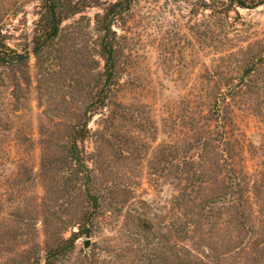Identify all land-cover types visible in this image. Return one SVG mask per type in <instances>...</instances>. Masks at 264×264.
<instances>
[{
    "label": "rangeland",
    "instance_id": "374dc122",
    "mask_svg": "<svg viewBox=\"0 0 264 264\" xmlns=\"http://www.w3.org/2000/svg\"><path fill=\"white\" fill-rule=\"evenodd\" d=\"M42 1L0 0V43L30 54L29 63L24 67L0 68V195L3 200L0 207V264H24L33 260L45 264L50 250L45 246L44 216L55 214V222H64L67 228L61 235L64 239L87 228L81 223L89 210L84 199L66 189L60 180L71 172V166L59 168L55 193H45L40 177L42 148L50 146L46 152H58L56 144L65 140L71 127L84 120L89 121L90 134L80 147L88 165L99 168L106 161L101 169L106 175L98 178V183L105 180L103 188L113 190L132 186L130 207L142 210L151 223L156 224L155 228L169 236L167 248L163 244L150 248L151 253L157 255L156 264H180L178 253L182 247L206 254L202 242L205 239L216 242L224 231L221 236L215 231L210 238L209 230L192 228L188 235L191 239L180 240L178 221L183 211L174 201L178 194L175 176L184 169L185 158L197 160L201 154L196 140L201 137L211 142L215 137L206 130H222V124L214 121L208 100L198 99L200 92L216 89V84L200 79L212 75L213 62L222 55L241 50V54L231 59L234 63L252 51L258 53L264 48V5L253 10H232L228 21L211 25L210 11L200 9L202 0H136L114 25L121 60L120 85L115 99L128 107L125 119L118 120L116 131L124 140L133 137L132 134L144 135L147 143L142 149V157L133 155L132 144L121 141L116 148H104V155L97 158L99 136L95 132L101 130L103 122L99 115H83L98 108L101 88L98 74L103 70L104 62L92 39L83 43L74 41L67 31L81 16H86L80 31L86 33L89 28L95 39L94 15L101 10L89 8L84 14L64 22V34L58 44L37 57L32 52V39ZM109 2L114 0H101V4ZM263 82L260 80L257 87L260 115L254 117L250 110H237L236 121L239 139L245 147L243 162L246 168H240V174L247 177L249 173V181L256 179L255 193L262 198L264 206ZM143 129L146 131L140 132ZM160 147L177 158L174 167L160 162ZM122 151L130 159L123 158ZM222 165L219 171L228 172L225 164ZM27 166L31 168L26 170ZM165 167L168 168L166 171ZM209 191L199 196L200 199ZM196 192L194 195L198 196L200 193ZM106 195L111 198L113 193L107 191ZM19 204H22L21 211L17 208ZM245 207L250 211L248 204ZM207 211L205 209L206 215ZM108 216L109 213L103 218L98 236L83 235L76 241L74 249L63 243L62 250L50 252L55 253L54 264H141L138 242L126 234L132 225L125 226L124 217L119 216L113 218L117 225H109ZM249 226L242 232L246 245L240 250L229 252L227 249L229 254L226 256L218 257L215 251H208L206 255L216 257L221 264H264L262 247L256 248V244L264 243V227L251 221ZM87 239L91 240L88 250L84 247ZM36 243L39 246H34Z\"/></svg>",
    "mask_w": 264,
    "mask_h": 264
},
{
    "label": "trees",
    "instance_id": "16d2710c",
    "mask_svg": "<svg viewBox=\"0 0 264 264\" xmlns=\"http://www.w3.org/2000/svg\"><path fill=\"white\" fill-rule=\"evenodd\" d=\"M135 1L114 0V2L101 4V0H43L34 30L32 52L35 56L40 57L48 48L58 44L64 34L62 27L64 22L84 14L89 8L99 7L101 10L94 15L95 39L89 28L86 33L80 31V24L86 16H81L79 20L68 27L67 31L74 41L83 43L92 39L104 62L103 70L98 74L101 83L97 98L99 101L98 108L83 115V117H87L89 113L93 116L99 115L103 122L101 130L95 132V135L99 136V148L97 150L99 156L97 158L104 155V148H116L121 141L132 144L134 146L133 155L137 154V158L142 157V149L147 143L144 135L135 136L132 134L133 137L124 140L122 135L116 131L117 122L119 119H125V112L128 107L115 99L117 97L116 89L120 85L118 77L121 60L117 50L119 37L114 30V25L125 12L131 9ZM201 3L200 9L210 11L211 16L208 17L211 20V25H213L217 21H228L232 10L257 9L264 5V0H202ZM241 53L242 51L238 49L228 55L220 56L213 62L212 75L210 77L203 76L200 79L202 82H214L216 84V89L200 92L198 99L208 100V105L212 107L214 121H219V124H222V130H206L207 134L210 133L211 136L215 135V137L211 142H206L201 137L196 140L197 147H201V154L197 160L185 158L182 162L184 169L177 172V176H175L178 194L174 196V201L183 211L178 221V231L182 234L180 240H190L188 235H190L192 228L196 231L209 230L210 238L213 232L218 231L215 234L221 236L222 231H224L222 238L216 239V242H213L214 239L212 242H208L207 239L204 242L201 241L206 254L208 251L213 253L215 251L218 257L228 255L227 249H230L229 252L238 251L246 245L242 232L250 228V221L255 222L259 227H264V206L262 205V198H259L255 193V187L258 186L256 179L249 181V173L248 176L246 175L247 177L245 174L243 176L240 174L242 171L240 168H246L245 162H243L245 161V147L241 138L239 139L240 129L236 121L237 110H250L254 117L260 115L259 104L256 100L259 98L258 82L264 80V48L258 53L252 51L246 58L235 60L234 63L231 62L233 57ZM29 59L30 54L28 52H19L0 43L1 69L14 70L24 67L28 65ZM227 61H230L231 64H227L230 63ZM223 67H225V71L220 70ZM1 76L0 71V80H2ZM15 94L14 89L11 94L13 98ZM201 118H204L203 112ZM145 131V129L140 130L142 133ZM89 134V121L84 120L82 124L71 127V132L64 138L65 140L56 144L58 152H46L50 146L44 148L42 145L40 177L44 183L45 193L47 195L52 194V192L55 193L54 187L58 183L57 178H60L57 176L59 168L62 165H70L71 172L61 177L60 180L64 182L66 189L68 188L76 196L82 197L89 208L84 214L83 222H81L87 228H81L78 233L73 234L68 239L61 236L67 229L64 222H55L53 220L56 217L55 214H51L52 218L51 215L49 217L44 216L42 225L46 238L45 246L50 252L55 251V253L62 250L63 243L69 244L70 248L74 249L79 237L85 235L90 238L99 235L104 224L103 218H106L107 213H109L112 216L107 218L109 225H117V221L113 218L118 216L124 217L125 226L132 225L126 230V234L129 238L137 240L139 245L137 250L141 252L139 253L141 264H156L157 255L152 254L150 248L162 244L167 248L169 236L161 232L160 228H155L154 225L156 226V224H152L142 210L130 207L129 196L133 193L132 186L127 185L123 189L113 190L112 188H103L104 183H106L103 179L101 184L98 183V178L106 175L101 170L106 161H103L98 166L99 168H91L88 165L80 143L85 141ZM160 148L162 150V147ZM161 152L160 162L174 167L177 158H174L171 151L163 149ZM122 156L125 159H130V156L124 155L123 151ZM19 161L22 163V160ZM222 164H225L228 172L219 171L218 168L222 167ZM0 165H2L1 158ZM179 166H176L178 170H180ZM29 168L31 167L27 166L26 170ZM167 169L165 167L164 171ZM215 170L216 172H214ZM27 178L31 182L30 175ZM209 189L210 191L201 200L199 196H202ZM258 189L260 190V188ZM107 191H112L111 198L106 195ZM195 192L200 194L196 196L194 195ZM120 196L124 197L119 198ZM2 202L0 195V207ZM247 204L250 206V211L245 207ZM18 207L21 211L22 204H19ZM205 209H208L207 215ZM11 215L14 216V214ZM210 220L214 221L210 223ZM208 225H211L209 229ZM256 245V248L262 247L260 251L264 253V243ZM34 246H39V244L36 243ZM219 249H223V251H219ZM50 252L47 251L45 264L55 263V253ZM206 254L205 252L197 254L195 250L182 247L178 257L180 264H221L219 260H216V257H208ZM24 264H38V262L33 260Z\"/></svg>",
    "mask_w": 264,
    "mask_h": 264
},
{
    "label": "water",
    "instance_id": "95a60500",
    "mask_svg": "<svg viewBox=\"0 0 264 264\" xmlns=\"http://www.w3.org/2000/svg\"><path fill=\"white\" fill-rule=\"evenodd\" d=\"M90 244H91V240H90V239H87V240L84 242V247H85L86 250L89 249Z\"/></svg>",
    "mask_w": 264,
    "mask_h": 264
}]
</instances>
